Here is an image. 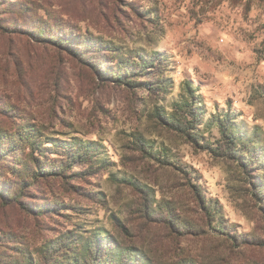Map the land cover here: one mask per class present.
I'll return each mask as SVG.
<instances>
[{
	"label": "rangeland",
	"instance_id": "1",
	"mask_svg": "<svg viewBox=\"0 0 264 264\" xmlns=\"http://www.w3.org/2000/svg\"><path fill=\"white\" fill-rule=\"evenodd\" d=\"M34 25L88 46L65 52ZM142 59L132 85L111 78ZM187 90L196 143L167 122L185 118L175 105ZM227 113L234 153L252 168L205 149ZM23 128L37 146L0 165V264H83L95 239L107 264L127 247L133 264H264V0L0 2V137ZM81 144L85 158L64 177L16 180L32 156L46 172L65 168ZM135 186L148 190L150 216ZM66 239L68 250L47 249Z\"/></svg>",
	"mask_w": 264,
	"mask_h": 264
},
{
	"label": "trees",
	"instance_id": "2",
	"mask_svg": "<svg viewBox=\"0 0 264 264\" xmlns=\"http://www.w3.org/2000/svg\"><path fill=\"white\" fill-rule=\"evenodd\" d=\"M4 2L7 5H13V4H20L21 0H0V2ZM23 4V3H22ZM31 6V5H30ZM25 7L21 8L22 12H27V10L32 7ZM33 32L32 35L36 38L47 40L49 43L56 46H61L65 52H71V50H75V48L82 49L84 46H88L87 40H79L78 43L74 42L73 37H69V34L65 33L66 35H55V34H47L46 31L41 27L34 25L33 26ZM58 48V47H57ZM150 63L146 61L145 59H142L137 66H132L131 68L126 65H120L119 69L116 71H113L110 75L111 78L116 79L119 82L125 83V84H133V81L131 78H136L139 71L142 69H146L147 66H149ZM192 92L190 90L186 91L187 100L183 101L182 103H178L175 105L176 109L182 110L185 109V118H183L182 122L174 121V120H168V124L172 126V128L184 135L185 137H188L191 143H196L197 139L195 138V135H191L193 133L190 132V130L194 129L196 127L197 120V113H195L194 105L192 104ZM191 100V101H190ZM195 103V102H194ZM232 119L227 113L224 118L218 119V126L220 128L221 138L218 144L212 149V147L208 146L205 149L208 150L211 154L216 155L217 157H225L228 159H231L232 156L234 159L239 162V164H244L246 167H250L251 164H253L255 161L249 160L244 163L243 155L239 151L237 153H234L235 147L239 143V135L237 133H233L230 131L227 133L228 124L232 122ZM232 124V123H231ZM30 129H22L21 131H18L14 134L11 133H4L5 135L3 137H0V165L3 164L4 161H9V157H14L17 155V153H24L25 145H30L31 150H36L37 141L30 136L31 135ZM25 134H28V136H24ZM30 140H34V142L29 143ZM236 151V150H235ZM68 159L70 160L68 163L65 162L66 166L65 168L62 165L53 166L48 172L43 170V167L40 166L38 163V159L33 157L30 158L29 161H31V167L27 170L25 173L24 170L21 171L20 174L15 175V178L18 182H20V186H22L21 182H25V178L29 179H38L40 177H47L48 174L51 175H59L60 177H64L66 175V172L69 170H72V167L76 166L78 159H84L86 154L82 151V144L76 145L74 147H71L69 149V154L67 155ZM13 164V163H12ZM26 164V163H25ZM21 165V164H20ZM54 168V169H53ZM58 168V169H57ZM68 168V169H66ZM252 168V165L251 167ZM24 169V168H22ZM76 174L75 171H69ZM43 173L45 174V177L43 176ZM133 185V184H132ZM134 186V185H133ZM143 197V205L145 214L147 216H150V214H153V211H151V207H149L148 199H149V193L148 190L144 187L135 186L134 187ZM5 188L2 189L4 191ZM23 193V191H18L17 194ZM194 194L200 198V201H203V207L207 211V213L212 216V218H215L216 216L221 214V207L217 201L209 200L205 201L203 197H200V193L198 189L194 191ZM3 196V195H2ZM165 213L162 215V219L164 222L169 224L170 226L175 224V215L174 211L169 210L165 208ZM221 216V215H220ZM71 242L68 241V239L65 240L62 244L58 245L57 247H49L47 249H50V251L55 252L54 255H56L60 248L64 246L67 250L70 248ZM107 242L104 240L95 239L92 242L89 243V246L85 250V256L83 259V264H107V261H103L105 256L107 255ZM131 249L127 247L125 248L123 253H121L118 261L119 264H133L136 260V258L131 255ZM48 254V250L44 252V255ZM57 257H60V254L57 255ZM53 254L50 257V259H53ZM54 258V260L58 259ZM46 259V258H45ZM117 261V262H118ZM70 264H77L75 261L74 263ZM176 264H190L189 262L185 261V259H181Z\"/></svg>",
	"mask_w": 264,
	"mask_h": 264
}]
</instances>
